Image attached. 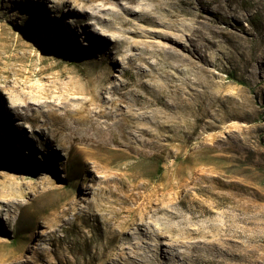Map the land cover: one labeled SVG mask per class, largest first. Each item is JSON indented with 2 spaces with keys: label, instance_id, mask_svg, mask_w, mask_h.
I'll list each match as a JSON object with an SVG mask.
<instances>
[{
  "label": "rangeland",
  "instance_id": "rangeland-1",
  "mask_svg": "<svg viewBox=\"0 0 264 264\" xmlns=\"http://www.w3.org/2000/svg\"><path fill=\"white\" fill-rule=\"evenodd\" d=\"M176 1L0 0V264H104L135 224L142 264H162L145 247L156 250L159 227L229 238L264 264V0L209 5L217 14ZM122 7L130 22L115 54L99 24ZM152 30L201 59L167 57L179 50ZM120 81L143 116L114 112ZM23 92L34 108L73 113L72 145L40 135L31 109L16 115Z\"/></svg>",
  "mask_w": 264,
  "mask_h": 264
},
{
  "label": "bare ground",
  "instance_id": "bare-ground-1",
  "mask_svg": "<svg viewBox=\"0 0 264 264\" xmlns=\"http://www.w3.org/2000/svg\"><path fill=\"white\" fill-rule=\"evenodd\" d=\"M126 3L133 2L134 0H125ZM196 2L204 7V9H208L212 11L213 14H217L218 10L214 8H210L209 5L213 4L217 8H227L230 6V3L233 0H196ZM177 5H192V0H179L175 2ZM232 7V6H231ZM233 8V7H232ZM128 10L127 7H122L123 13L115 12L111 16L110 23L107 25H100V32L98 35H102L104 38H110L109 46L114 49V53H119V46L121 43L126 41V38L122 37L128 31L122 29V27L130 22V19L126 18L124 15ZM226 10V9H225ZM224 10V11H225ZM181 15H192V23H197L201 17L200 13L192 14L189 10L184 8L180 11ZM92 16H97V14H91ZM221 15V14H220ZM172 27V26H170ZM173 29V28H170ZM178 30H184V25H181V28ZM93 31L88 30L84 33L87 36L93 37ZM151 36H158L160 42L163 44L162 49H174L179 50L178 53H170L167 52V57L179 58L181 60L189 59L192 63L194 62L192 58L201 59V55L197 52L190 51L187 47H185L177 37H173L172 32L166 31H150L148 32ZM108 46V47H109ZM127 59L135 58V56L131 53L127 54ZM143 58L140 57V60ZM2 69H0V75L3 73ZM13 75L21 76V74L15 70H12ZM17 78H15L16 80ZM19 84V83H14ZM129 83L127 81H120L117 84L112 85V90L110 93L116 95V98L109 99V102L112 106L115 107V113L118 111L119 114H127L132 118L136 116H143L145 114L144 111H139L135 108L138 105V94L133 93V98L128 100L126 95L129 93L128 90ZM11 90L14 92L18 91V85H12ZM44 92L45 89H43ZM19 100L18 104L14 106V110L16 115H26V112L23 110L31 109L32 111V119L35 123L38 124L40 135L43 130H47V134H51L52 136H61L62 141H60L61 146H64L66 143L72 145L75 141L76 137V127L74 126V122L70 123L67 118H73V113L70 110H66L63 113H58L60 109V104H56L54 102L46 101V107L42 111L40 107L42 104H39L37 108H34L35 104L32 101H27L28 99L36 100L37 96L32 94V92H23L19 93L17 98ZM160 103V102H159ZM36 105V104H35ZM23 111V112H22ZM149 112V111H148ZM22 113V114H21ZM92 127V125H89ZM44 134V133H43ZM42 134V135H43ZM38 135V134H37ZM10 197L14 195L13 188L10 189ZM8 197V198H10ZM160 209V208H159ZM21 210V207H20ZM23 212V211H22ZM21 212V213H22ZM142 224H135L133 234H136V237H132V235L127 236L125 240L126 245L122 246L116 245L114 248V252L105 260L104 264H142L139 261H136L134 255L138 256V249L142 248L140 242L141 236L143 235L141 230ZM144 226V225H143ZM155 229V228H154ZM149 233V232H148ZM141 235V236H140ZM145 235V234H144ZM151 236V233L148 234ZM152 236L155 237V247L156 250L151 246L147 247L148 251H152L154 256H160V262L162 264H248L247 255L248 252L244 249V252H240L236 250L234 244L231 242L229 238H221L210 235H203L201 239H193L189 235H185L179 239H174L170 235L165 234V230L159 227L154 230ZM223 237V236H222ZM130 242L131 240H133ZM154 247V248H155ZM246 248V246H243ZM126 248V249H125ZM125 249V250H124ZM124 250V251H123ZM126 253L128 256L123 257V254ZM133 253L132 256L129 255ZM141 257V256H140ZM153 263V262H152ZM150 264V263H148ZM154 264V263H153Z\"/></svg>",
  "mask_w": 264,
  "mask_h": 264
}]
</instances>
